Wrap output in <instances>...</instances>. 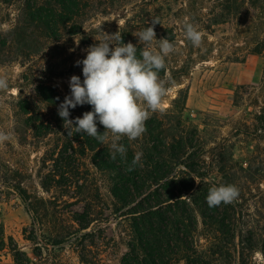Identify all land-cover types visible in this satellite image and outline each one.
Masks as SVG:
<instances>
[{
  "label": "rangeland",
  "instance_id": "rangeland-1",
  "mask_svg": "<svg viewBox=\"0 0 264 264\" xmlns=\"http://www.w3.org/2000/svg\"><path fill=\"white\" fill-rule=\"evenodd\" d=\"M45 1L0 0V76L9 81L8 90L0 91V131L13 135L0 145V231L6 243L12 238L29 252L22 230L31 224V217L11 186L20 187L32 201L51 200L69 211L77 208L68 205L76 201L69 197L73 190L66 192L56 183H75L79 180L75 173L82 179L89 173L87 183L100 194L95 201L97 221L82 232V243L71 242L61 252L54 251L63 264H121L137 214L124 216L127 208L113 213L121 207L108 191L113 175L99 172L88 150L78 169L53 160L68 137L58 108L70 95V77L83 80L82 64L76 62L86 57V49L107 34L121 35L124 43L143 48L136 35L158 21L156 39L163 38L164 29H172L174 38L175 51L166 58L165 75L160 74L173 90L165 111L149 120L153 126L163 125L169 144L172 137L191 141L186 150L190 158L184 161L198 169L196 176L177 175L181 183L192 184L179 202L195 230L188 235L190 250L173 256L170 264H188L187 258L190 264H264V56L251 54L256 41L264 38V18L250 14L210 31L195 20L203 33L197 47L182 30L183 21L189 19L188 0H172L169 5L162 0H87L85 13L59 24L54 32L36 29L27 16L33 3ZM201 3L205 14L210 3ZM23 25H31L32 33L21 36L18 27ZM151 47L156 49L157 42ZM69 111V119L75 120L89 111L88 104ZM97 127L104 132L99 122ZM123 139L135 153L153 145L145 133L135 141ZM83 141L74 143L77 153L83 151ZM230 184L239 189V196L222 203L221 213L195 202L210 185ZM179 217L184 220V215ZM80 252L89 263L80 261ZM0 264H14L8 250L0 251Z\"/></svg>",
  "mask_w": 264,
  "mask_h": 264
},
{
  "label": "trees",
  "instance_id": "trees-1",
  "mask_svg": "<svg viewBox=\"0 0 264 264\" xmlns=\"http://www.w3.org/2000/svg\"><path fill=\"white\" fill-rule=\"evenodd\" d=\"M162 1L169 5L172 0ZM206 1L210 3V6L205 14L201 13L200 7L204 0L186 2L189 8L188 20L193 24L195 20H198L200 28L205 31H210L212 27L232 20H241L243 16L250 14L256 16V19L264 18V0ZM87 3V0H47L42 5L33 3L27 16L31 24H35L36 29L54 32L59 24L69 22L85 13L88 8ZM56 5L60 6L61 10H57ZM18 30L22 36L25 32L32 33L33 28L31 25H23L18 27ZM182 30L184 31V27ZM162 36L170 42L174 40L172 29H164ZM184 41L187 43V40ZM137 49L140 52L142 46ZM251 54L264 56V38L256 41ZM166 70L167 67L160 74L164 76ZM88 109L92 110L90 105ZM261 122L264 124V118ZM146 128L145 134L153 145L140 150L141 161L132 171L127 169L136 153L129 148L124 139L121 143L127 148L126 159L117 156L116 160H112L109 147L84 133L68 136L63 150L59 151L57 159H53L54 161L63 160L64 167L67 169L72 165L77 166L78 169V166L82 167L81 160L88 150L95 168L99 172L113 175L108 191L121 205L120 208L115 207L113 213H119L127 208L126 212H123L126 213L124 216L137 214L132 219L133 239L131 238L127 243L129 251L121 258V264H170L173 256L190 250L188 235L190 236V233L195 230L186 208L179 202L183 192L192 190V184L181 183L182 180H179L177 176L178 172L189 176L197 175L198 169L184 161L190 158L186 150L191 147V141L186 137H172V144H169L168 137L165 138L163 125L153 126L152 120L146 122ZM79 138H84L82 142L84 148L81 153H77L74 148V143ZM88 174L85 179H82L79 173H75V176L79 177L75 183H56L58 187L65 188L66 192L73 190L71 191L73 196L69 197L76 201L68 205L77 208L69 211L60 210L51 200L34 199L32 201L20 187L11 186L18 191L31 217V224L22 230L23 240L27 242L29 252L23 250L24 246H19L12 238H9L6 243L2 230L0 231V251L8 250L14 264H63L58 253L71 242L82 243L85 236L82 232L88 230L97 221L94 218L95 201H99L100 194L96 187L87 183ZM42 186L45 190L49 187L45 184ZM213 186L215 185H210L204 190L195 202L210 208L214 213H221L222 203L219 206L209 207L206 200L208 191ZM80 204H83L82 207ZM181 215H184L183 221L182 217H179ZM55 249L58 253L54 251ZM77 254L81 262L89 263L84 253ZM186 261L188 264L191 263L189 258Z\"/></svg>",
  "mask_w": 264,
  "mask_h": 264
},
{
  "label": "clouds",
  "instance_id": "clouds-1",
  "mask_svg": "<svg viewBox=\"0 0 264 264\" xmlns=\"http://www.w3.org/2000/svg\"><path fill=\"white\" fill-rule=\"evenodd\" d=\"M141 30L136 37L144 47L137 55V46L124 43L121 35L107 34L102 41L86 49L82 64L83 80L73 75L69 80L70 95L59 105L58 115L64 121L68 136L84 133L101 144H107L110 158L126 159L127 148L121 140L135 141L147 131L146 122L152 114L165 111L166 98L172 92L169 83L161 78L166 58L175 51V44L167 38L156 39L155 24ZM184 35L193 46H200L203 33L187 18ZM115 42H112V41ZM156 41L158 47L151 46ZM9 88L8 78L0 76V91ZM88 104L91 111L75 120L69 119V109ZM97 122L104 127L98 131ZM13 139L11 133L0 131V145ZM142 153H136L128 171L141 161ZM239 196L235 185L213 186L206 197L209 207L232 203Z\"/></svg>",
  "mask_w": 264,
  "mask_h": 264
}]
</instances>
